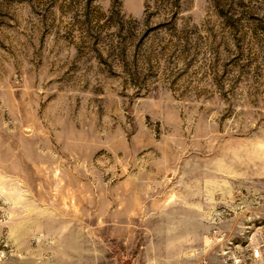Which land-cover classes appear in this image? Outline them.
I'll return each mask as SVG.
<instances>
[{
    "label": "rangeland",
    "instance_id": "374dc122",
    "mask_svg": "<svg viewBox=\"0 0 264 264\" xmlns=\"http://www.w3.org/2000/svg\"><path fill=\"white\" fill-rule=\"evenodd\" d=\"M0 264H264V0H0Z\"/></svg>",
    "mask_w": 264,
    "mask_h": 264
}]
</instances>
